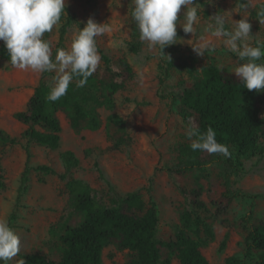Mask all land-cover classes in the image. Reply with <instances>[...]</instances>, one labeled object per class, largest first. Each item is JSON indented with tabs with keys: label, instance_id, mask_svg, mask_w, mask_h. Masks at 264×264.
<instances>
[{
	"label": "rangeland",
	"instance_id": "obj_1",
	"mask_svg": "<svg viewBox=\"0 0 264 264\" xmlns=\"http://www.w3.org/2000/svg\"><path fill=\"white\" fill-rule=\"evenodd\" d=\"M199 7L200 22L194 35L185 34L181 27L184 16L182 6L178 14V42L168 46L164 54L156 46L149 48L139 39V29L132 17V0H65L66 8L75 15L68 27L62 45L60 42L62 23L44 38L53 45V58L57 49H68L75 32L83 28L88 19L97 23H109L111 31L97 39L99 53L104 52L113 59H126L134 70L126 89L116 95L113 111L101 109L103 126L95 131L75 132L67 111H60L62 125L61 143L58 149L31 143L32 157L28 167V180H23L27 166L26 146L21 135L26 126L15 115L27 107V103L38 85L41 75L32 70H19L0 58V129L13 137L21 138L17 145L0 142V218L8 220L10 227L21 240V252L9 264H16L21 257L39 254L47 259L59 261L64 245L60 240L68 229L82 224L84 217L74 213L70 205L67 183L75 178L88 183L100 196L105 197L107 183L100 178L99 166L106 180L122 195L139 191L147 205L154 202L160 217L159 234L164 240L175 236L174 227H182L181 215L185 199L172 183L167 169L179 162V149L191 142L185 135L189 120L198 126L197 117L184 120L179 101L168 94L192 87L189 66L199 71L209 64L217 65L222 72L236 80L234 69L241 63L235 53L223 44V37H212L206 31L210 16L226 15L229 25L240 20L239 0H202ZM264 11V0H255L248 15L255 35L250 43L264 42V23L259 13ZM204 37L216 45L214 53L199 56L193 50L197 41ZM2 40H0L1 44ZM136 50V51H135ZM170 56L171 60L167 57ZM101 65L98 69H100ZM97 69V70H98ZM55 73H47L45 82L53 87ZM264 116V92L258 103ZM112 113H118L127 122L130 137L128 145L120 151L111 150L113 140L106 123ZM72 151L80 160L66 178L36 171L35 167L47 165L64 173V154ZM203 166L200 170L182 175L185 188H200L201 198L207 205L206 218L212 225L214 239L201 250L210 264H227V258L238 257L244 264H256L258 254L245 257L246 238L250 226L264 223V158L248 156L242 171L232 174L222 158L206 152L201 154ZM226 192H230L228 198ZM240 195V196H236ZM235 196V197H234ZM225 243V247L222 245ZM168 254L163 249V255ZM132 255L121 249L119 241L108 245L103 253L104 264H130ZM174 264H181L174 259Z\"/></svg>",
	"mask_w": 264,
	"mask_h": 264
},
{
	"label": "trees",
	"instance_id": "obj_2",
	"mask_svg": "<svg viewBox=\"0 0 264 264\" xmlns=\"http://www.w3.org/2000/svg\"><path fill=\"white\" fill-rule=\"evenodd\" d=\"M197 1L202 3V0ZM74 18L75 15L65 7L57 48L62 45ZM169 49L166 47L163 51ZM101 57V68L83 88L76 87L73 81L67 94L55 102L47 99L52 87L45 82L47 73H43L26 109L16 113V119L26 126L21 138L28 142L24 181L28 180L30 172L28 164L32 157L29 149L31 143L51 150L59 148L62 139V125L58 117L60 111H67L72 129L81 132L100 129L104 124L101 109H115L116 95L126 89L128 80L134 77V70L124 58L113 59L104 52H101ZM0 58L10 61L3 41L0 44ZM188 68L192 87L168 94L173 101H179L184 120L195 116L201 131H206L209 126L216 131L217 141L226 144L232 156L226 159L220 154L214 155L226 161L232 174L242 171L248 156L264 158V116L258 106L261 92L248 91L240 80L222 72L215 64L204 66L202 71L195 65ZM106 127L112 132L109 136L114 141L111 150L120 151L129 144L127 122L121 115L112 113ZM21 138L0 129L2 143L17 145ZM190 143L181 145L178 164L167 169L172 183L185 199L181 215L182 227H174L173 239L167 241L160 236L161 220L154 202L148 206L139 191L120 194L97 166L100 178L107 183L105 197L82 180H68L71 209L74 213H81L84 220L80 226L70 228L60 236L64 245L61 259L55 261L31 254L25 258L26 264H104V250L115 240L119 241L121 249L131 253L130 264H174V259L181 264H210L201 250L203 245L214 239L212 225L206 218L208 208L201 198L202 190L185 188L180 182L182 175L200 170L203 166V152L192 151ZM63 159L64 173L47 165L35 169L64 179L79 165L80 160L72 151H67ZM226 196L233 197L230 192H226ZM222 247H225V243ZM163 249L168 252L165 256ZM254 253L258 254L256 264H264V223H254L248 230L244 254L246 258H251ZM227 264H244V261L231 256L227 258Z\"/></svg>",
	"mask_w": 264,
	"mask_h": 264
},
{
	"label": "clouds",
	"instance_id": "obj_3",
	"mask_svg": "<svg viewBox=\"0 0 264 264\" xmlns=\"http://www.w3.org/2000/svg\"><path fill=\"white\" fill-rule=\"evenodd\" d=\"M132 17L139 29V39L151 49L159 46L164 49L178 42V14L184 7L181 27L185 34L194 35L200 22V3L197 0H132ZM242 18L232 24L226 15L210 16L206 31L212 37H223V44L235 53L241 62L234 74L248 91L264 92V42L250 40L252 25L247 13L255 6V0H239ZM65 0H0V40L8 50L10 64L19 70H32L35 73H55L54 86L47 99L55 102L64 97L70 84L83 88L101 65L97 39L112 29L109 23H97L89 18L86 25L73 34L68 49H57L53 58V45L44 38L61 22L65 10ZM264 17V11L259 13ZM264 23V18L259 19ZM199 56L214 53L216 45L201 37L193 46ZM170 60L171 57L167 56ZM185 135L191 141L192 151L220 154L231 158L232 153L226 144L216 139V131L209 126L201 131L194 121L189 120ZM21 240L5 218H0V264H9L21 252ZM16 264H26L21 257Z\"/></svg>",
	"mask_w": 264,
	"mask_h": 264
}]
</instances>
